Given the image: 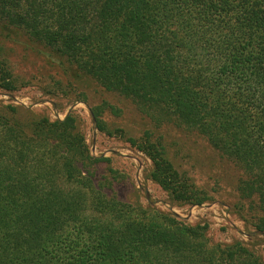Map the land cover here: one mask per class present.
Wrapping results in <instances>:
<instances>
[{"label": "trees", "instance_id": "16d2710c", "mask_svg": "<svg viewBox=\"0 0 264 264\" xmlns=\"http://www.w3.org/2000/svg\"><path fill=\"white\" fill-rule=\"evenodd\" d=\"M0 23L156 124L204 137L243 171L244 222L264 235V0H0ZM0 87L17 88L1 62ZM106 108L118 116L102 103L92 117L111 136ZM8 115L0 111V264H264L243 242L212 243L208 225L106 196L92 169L109 160L90 155L74 116L26 128ZM141 140L131 142L172 201H210L159 141Z\"/></svg>", "mask_w": 264, "mask_h": 264}, {"label": "rangeland", "instance_id": "374dc122", "mask_svg": "<svg viewBox=\"0 0 264 264\" xmlns=\"http://www.w3.org/2000/svg\"><path fill=\"white\" fill-rule=\"evenodd\" d=\"M0 62L12 73L17 87L12 92L0 87V111L15 115L26 128L43 118L57 121L74 116L90 155L109 160L92 169L95 184L106 196L156 209L190 226L208 225L212 243L240 241L264 258V235L257 234L243 218L247 214L239 191L243 171L199 133L173 122L156 124L130 99L105 91L54 49L4 23H0ZM102 103L119 112L116 116L106 108L102 116L115 132L111 136L100 132L92 117V109ZM146 135L160 142L167 159L206 191L210 201L192 206L170 199L152 180L149 157L131 142L141 143Z\"/></svg>", "mask_w": 264, "mask_h": 264}]
</instances>
